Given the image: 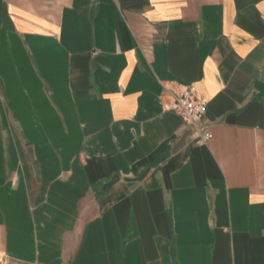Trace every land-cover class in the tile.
Returning a JSON list of instances; mask_svg holds the SVG:
<instances>
[{"label":"crops","instance_id":"1","mask_svg":"<svg viewBox=\"0 0 264 264\" xmlns=\"http://www.w3.org/2000/svg\"><path fill=\"white\" fill-rule=\"evenodd\" d=\"M0 264H264V0H0Z\"/></svg>","mask_w":264,"mask_h":264},{"label":"built area","instance_id":"2","mask_svg":"<svg viewBox=\"0 0 264 264\" xmlns=\"http://www.w3.org/2000/svg\"><path fill=\"white\" fill-rule=\"evenodd\" d=\"M168 108L179 114L191 127L192 137L197 144L203 145L212 137V133L202 123L206 101L195 95L192 85L174 90Z\"/></svg>","mask_w":264,"mask_h":264}]
</instances>
